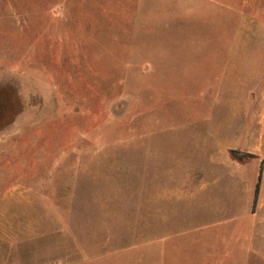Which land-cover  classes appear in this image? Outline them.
I'll return each instance as SVG.
<instances>
[{"label": "rangeland", "instance_id": "1", "mask_svg": "<svg viewBox=\"0 0 264 264\" xmlns=\"http://www.w3.org/2000/svg\"><path fill=\"white\" fill-rule=\"evenodd\" d=\"M259 116L264 0H0V264L45 259L61 220L136 243L126 204L163 179L231 191Z\"/></svg>", "mask_w": 264, "mask_h": 264}, {"label": "crops", "instance_id": "2", "mask_svg": "<svg viewBox=\"0 0 264 264\" xmlns=\"http://www.w3.org/2000/svg\"><path fill=\"white\" fill-rule=\"evenodd\" d=\"M258 126L252 132L239 130L240 147L245 149V138L251 136L252 151L259 160L252 164V175L245 170L237 172L231 179V191L217 195L205 181L199 188H181L175 185L176 177L167 183L163 179L156 194H144L139 203L126 204L131 212L132 207L141 210V225L129 230L142 234L136 243L117 248L110 237L102 248L101 233L114 232L113 224L107 230L97 227L89 247L81 246L71 226L61 220L60 226L52 229L55 238L45 236V259L39 257L33 263L264 264V116H259ZM63 240L71 241L72 246Z\"/></svg>", "mask_w": 264, "mask_h": 264}, {"label": "water", "instance_id": "3", "mask_svg": "<svg viewBox=\"0 0 264 264\" xmlns=\"http://www.w3.org/2000/svg\"><path fill=\"white\" fill-rule=\"evenodd\" d=\"M233 155H235L237 158L244 157L246 154L239 151H233Z\"/></svg>", "mask_w": 264, "mask_h": 264}]
</instances>
